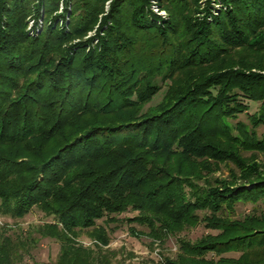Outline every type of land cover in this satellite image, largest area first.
<instances>
[{"label": "trees", "instance_id": "trees-1", "mask_svg": "<svg viewBox=\"0 0 264 264\" xmlns=\"http://www.w3.org/2000/svg\"><path fill=\"white\" fill-rule=\"evenodd\" d=\"M158 2L167 17L149 0H0V216L38 208L60 244L55 262L22 263L1 235L0 264H125L76 242L107 245L123 220L178 237L160 264H264L245 249L264 245V0ZM238 203L253 207L236 218Z\"/></svg>", "mask_w": 264, "mask_h": 264}, {"label": "rangeland", "instance_id": "rangeland-1", "mask_svg": "<svg viewBox=\"0 0 264 264\" xmlns=\"http://www.w3.org/2000/svg\"><path fill=\"white\" fill-rule=\"evenodd\" d=\"M204 1V0H202ZM108 2L105 4V9H107ZM150 9L153 14L167 17L168 13L165 9L160 6L158 0H149ZM211 5L214 8V11H218L221 7L214 1H211ZM31 24V21L29 22ZM95 35V29L87 33L84 38L93 37ZM76 41V40H74ZM96 43V38L94 36L91 45ZM255 70V69H253ZM264 74V71H260ZM167 82L162 86L160 92L153 98V100L148 105H155L160 100L166 89ZM249 110L248 113H252L257 110V102H248ZM147 105V106H148ZM247 122V117L245 114H240L235 120L231 119L232 122L236 121ZM259 135L264 136V127L260 126L257 129ZM249 153H246L248 156ZM257 160L262 163V172L264 176V155L258 154ZM222 169L215 172V176L219 178L228 177L229 171L226 166H222ZM252 204H241L238 203L235 205L234 217L238 218L242 215L248 213ZM263 204H258L255 207V211L258 213L263 209ZM134 213L125 212L118 216L119 219H124L127 216H131ZM53 218L47 216L43 211L38 208H33L28 214L22 218H11L9 216H0V237L4 235L9 237L11 240V250L14 251V257L17 261L22 263H33V262H55L57 259L58 253L60 251V244L57 240L50 238L48 236H42L40 226L52 222ZM99 225L103 224L101 220H97ZM115 224L107 226L113 227ZM116 230L110 234V242L107 245H96L94 239L89 236L88 231H80L76 242L81 244L85 248L92 249L93 252H96V249L100 247L101 249H108L110 251H116L117 259L122 257L125 264H160L162 260L166 258H175L178 254V237L171 236L163 244L152 242V240L146 235L135 236L130 233V227L133 226L139 231L146 232L147 228L145 226H140L137 224H129L125 220L116 223ZM207 231L202 224H199L195 227H190L178 235L181 238H185L191 241L201 237ZM216 233V231H212ZM257 238L251 239V245H246L245 249L247 253L251 256L252 261H258L257 257H264V245L259 243ZM246 243V242H245ZM242 250L237 249L236 251H230L223 254L224 256L232 257L238 259ZM210 253L208 254V256Z\"/></svg>", "mask_w": 264, "mask_h": 264}]
</instances>
